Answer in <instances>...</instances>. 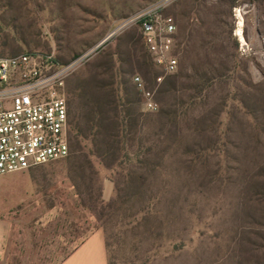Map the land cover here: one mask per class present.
Listing matches in <instances>:
<instances>
[{"label":"rangeland","instance_id":"1","mask_svg":"<svg viewBox=\"0 0 264 264\" xmlns=\"http://www.w3.org/2000/svg\"><path fill=\"white\" fill-rule=\"evenodd\" d=\"M162 1L0 0V57L40 52L66 63L105 41L69 78L68 94L92 79L120 85L122 106L109 112L119 114L126 146L116 167L97 164L84 181L68 160L0 177V264H62L98 230L112 264H264V0L165 4L180 68L153 113L130 88L135 75L153 87L156 73L128 63L144 59L139 28L111 35ZM74 103L70 118L88 153L92 123ZM87 186L113 203L102 219L82 205Z\"/></svg>","mask_w":264,"mask_h":264},{"label":"built area","instance_id":"2","mask_svg":"<svg viewBox=\"0 0 264 264\" xmlns=\"http://www.w3.org/2000/svg\"><path fill=\"white\" fill-rule=\"evenodd\" d=\"M169 1L137 12L111 35L131 26L140 30L158 71L153 87L141 75L132 78L146 112L160 110L157 93L180 68L177 24L172 16L161 12ZM102 44L66 63L51 53L0 57V177L71 156L68 80Z\"/></svg>","mask_w":264,"mask_h":264},{"label":"trees","instance_id":"3","mask_svg":"<svg viewBox=\"0 0 264 264\" xmlns=\"http://www.w3.org/2000/svg\"><path fill=\"white\" fill-rule=\"evenodd\" d=\"M142 45L144 49V59L142 60V62L139 59L135 61L134 59L137 57H135L136 54H133V56H131V58L128 60V63L130 66H135L136 63V65L144 66L148 71L153 70L156 73L154 74V76H152V78L155 79L158 71L155 69L154 63L147 51L143 40ZM178 76L179 75L177 74L173 78H178ZM130 88L136 90L140 98V103L142 104L140 94L132 81H130ZM119 89L120 85H118L117 88L110 89L101 85V83H99L97 79H92L90 81H86L85 83L83 82V84L73 90V92L71 93L73 97L72 99L69 95V104L73 106L75 105V101H81L82 104L79 109H81V111L83 112H86L92 123L89 130V138L91 137L92 145L89 148V152L84 153L83 148L81 147V142L79 141L80 135L76 133V127L71 121L70 141L72 152L71 156L66 160L69 161V171L73 176H75V178L80 179L81 181H84L85 178H87L86 174L89 171L92 175L97 174V164L102 166L104 165L109 169H113L114 167H116V161L118 160L119 153L126 150V146L121 144V141L119 140L121 133V131L118 129L120 122L119 114L116 113L114 118H111L109 112L110 106H115L116 110L118 109V107L122 106L119 99ZM128 103L130 102L127 100V104ZM76 115L77 113L75 112V117L73 118V120L76 119ZM141 121V115H138L135 119V124L139 132L144 130V125L141 123ZM100 137L104 138V144H100V142H98V139ZM139 162L144 163L143 160H139ZM76 185H79L78 187L80 189V184H78V182L76 183ZM90 190L91 189H89L88 193L89 201L87 202L86 200L82 199V205L84 208L89 209L94 217H96L97 219H102L105 211L107 209L113 208V203L111 202L106 204L103 199L102 192L100 193V195H98V197L95 198ZM79 195L83 196V193L79 191ZM78 247L76 249H78ZM108 247L109 244L107 242V249H109ZM76 249L74 251H76ZM109 264H112L110 260Z\"/></svg>","mask_w":264,"mask_h":264},{"label":"crops","instance_id":"4","mask_svg":"<svg viewBox=\"0 0 264 264\" xmlns=\"http://www.w3.org/2000/svg\"><path fill=\"white\" fill-rule=\"evenodd\" d=\"M62 264H109L105 232L93 233Z\"/></svg>","mask_w":264,"mask_h":264},{"label":"bare ground","instance_id":"5","mask_svg":"<svg viewBox=\"0 0 264 264\" xmlns=\"http://www.w3.org/2000/svg\"><path fill=\"white\" fill-rule=\"evenodd\" d=\"M242 12L240 11V10H238V15H239V17H241L240 19V27H242V25H243V18H242V14H241Z\"/></svg>","mask_w":264,"mask_h":264}]
</instances>
